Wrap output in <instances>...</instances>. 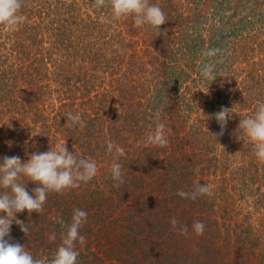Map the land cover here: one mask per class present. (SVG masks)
<instances>
[{"label": "trees", "instance_id": "obj_1", "mask_svg": "<svg viewBox=\"0 0 264 264\" xmlns=\"http://www.w3.org/2000/svg\"><path fill=\"white\" fill-rule=\"evenodd\" d=\"M90 3L21 0L19 26L0 25V102L21 115L19 123L0 118V159L25 162L66 143L98 168L96 183H82L79 193L49 192L42 211L17 213L30 230L25 234L14 220L5 239L48 264L73 211L83 209L86 242L76 245L77 264H264V222L257 224L252 212L264 211V163L239 128L264 103V0H149L166 15L160 32L131 17L113 19L107 5ZM78 40L90 46L75 51ZM49 43L75 51L73 60L63 56L60 73L74 71L60 74L66 84L72 78L90 85L74 101L78 107L65 106L68 112L36 99L43 86L12 76L29 69L35 48L42 59ZM203 63L216 65L210 85L200 75ZM222 107L232 108V118L216 140L221 129L214 114ZM69 113L83 125L70 127ZM160 123L165 147L147 139ZM64 129L69 134L60 142ZM116 162L122 182L111 178ZM197 184L211 185L213 195L177 194ZM25 187L31 194L38 185ZM196 221L204 223L203 235L193 231Z\"/></svg>", "mask_w": 264, "mask_h": 264}, {"label": "clouds", "instance_id": "obj_2", "mask_svg": "<svg viewBox=\"0 0 264 264\" xmlns=\"http://www.w3.org/2000/svg\"><path fill=\"white\" fill-rule=\"evenodd\" d=\"M94 3L98 8L107 5L113 19L131 17L137 26L147 25L158 32H160V26L167 22L162 8L157 4L149 3V0H94ZM21 7V0H0V25H4L10 30L18 27L24 19L20 14ZM209 55H214V53H209ZM200 75L210 85L218 76L216 65L203 63L200 67ZM231 109L222 107L219 112L214 114L221 129L219 133L213 135L216 140L217 136L223 135L228 120L232 118L229 115ZM66 122L70 127L83 125L78 114L69 113ZM239 128L252 143L256 160L264 163V103H259L252 115L240 119ZM147 139L153 145L165 147L168 144L165 125L158 124L154 133ZM108 150H112L111 144H109ZM116 151L123 155V149ZM122 167L119 162L112 164L110 171L113 181H123ZM97 172L98 168L94 160L69 151L66 143L57 144L54 149H49L46 152L33 153L25 162H22L18 156H4L0 159V264H42L25 246L19 243H10L8 239H5L10 236L14 220L25 234L30 230L23 221L16 218V214L25 210L29 214L33 211L36 213L42 211L49 192L60 193L66 189L77 188L81 183L93 180ZM29 181L38 185L31 194L25 187ZM177 194L182 198L191 199H196L201 195L211 197L213 189L208 184H197L193 192L181 191ZM87 215L83 209L73 211L71 222L66 227L62 242L48 264H77L79 252L76 245L77 243L83 245L86 242L80 229L87 222ZM171 225L173 228L176 227L175 218L171 220ZM192 229L197 235H203L205 225L202 221H196L192 225ZM181 230L186 231V228ZM52 239H55L54 235Z\"/></svg>", "mask_w": 264, "mask_h": 264}, {"label": "rangeland", "instance_id": "obj_3", "mask_svg": "<svg viewBox=\"0 0 264 264\" xmlns=\"http://www.w3.org/2000/svg\"><path fill=\"white\" fill-rule=\"evenodd\" d=\"M81 1H83V0H78L79 3ZM40 2L41 1H39V3ZM90 2H93V0H86V3H87L86 8H88V5L91 4ZM94 8H92V10H94ZM79 43L82 44L83 42L78 40V41L72 43V46L74 45L73 48L75 49V51L77 50L78 47H79L78 49H80L82 46H90V45H81ZM35 49L37 50V53L35 51H32V53L29 55V69H26L28 73H26V70H22V71H19V73L15 72L12 76H20V78H26L28 82H33V84H35V85L39 84V85L43 86L41 90H38L37 94H39V93L40 94L38 96L37 95L35 96L36 99L39 97H41L44 100L46 99V100H48V103L50 105L55 106V104H56V106L59 109H62V111L64 110V111L68 112V110H67L68 108L65 106L71 105L72 103H74L75 100H77V101L82 100L84 98L85 93H86L85 87H90V85L81 84L79 81L76 83L75 82L76 79L73 80L72 78H70V81H68V83H70V85H67L66 84L67 81H64L63 77L61 76V75L71 76L72 73H74V71H72V72L68 71L67 73H64L61 71V73H60V68L64 62L63 56L69 54L72 56V60H73V56H74L75 51H74V53L71 51H68V50L64 51V48L58 46V44L57 45L56 44H50L48 47V51L45 52L46 54L44 52H42L43 58L41 59L39 56L40 48H35ZM43 68L47 70V74L43 73V75H41L40 73H37V72H40V70L43 71ZM75 69H76V66H75ZM11 73L4 76L3 79L9 78L11 76ZM42 76H43V78H42ZM96 86H101V84L96 85ZM0 100H5V99L0 98ZM1 103L2 102H0V111H5V112L2 115H0V118L2 120H9V118L11 117L12 119L16 120V123H19V120H17V119H20L21 115H16V117H15L14 113H12L9 109L5 110L4 106ZM74 104H76L78 107L79 102H75ZM41 110H44V108ZM47 113H48V111H47ZM40 126H42V125H39V127ZM66 132H68V131H66L64 129L61 131V133H59L58 138H59L60 142H64V140H67ZM68 134H69V132H68ZM35 136H36V134L33 135L32 138H35ZM41 137L43 139V136H40V138ZM92 181L94 184L96 183L95 180H91V181L85 183V185H90ZM91 187H93V186H91ZM72 190H75L77 193L80 192L78 187L72 188ZM252 212L254 213V218H255L257 224L261 225L262 222H264V211L252 209Z\"/></svg>", "mask_w": 264, "mask_h": 264}]
</instances>
